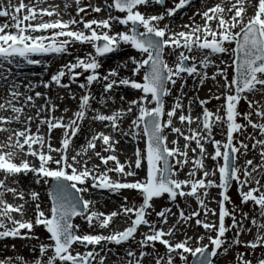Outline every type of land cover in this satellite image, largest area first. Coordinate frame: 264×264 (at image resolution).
Returning a JSON list of instances; mask_svg holds the SVG:
<instances>
[{"label": "snow or ice", "instance_id": "6c2138e0", "mask_svg": "<svg viewBox=\"0 0 264 264\" xmlns=\"http://www.w3.org/2000/svg\"><path fill=\"white\" fill-rule=\"evenodd\" d=\"M195 2L89 0L84 5L83 0H64L61 9L50 0H0V240L38 241L31 264H107L109 254H115L109 245L124 246L117 264H216L219 256L240 246L254 258L237 252L235 264H264V0H199L187 22L177 24V14ZM73 4L74 16L68 11ZM156 7L162 10L147 11ZM92 13L105 17L87 19ZM77 45L92 51L81 55ZM124 48L138 55L102 73L101 59ZM50 56L71 59L48 80L19 82L27 79L26 66L50 68L42 59ZM188 78L196 88L211 81L216 90L210 89L206 99L194 98L200 108L195 116L193 99L183 103ZM178 82L179 95L173 96ZM72 84L81 90L79 98ZM94 84L100 87L98 95ZM40 87L67 90L77 109L65 107L57 116L59 105L47 92L36 91ZM121 87L138 95L128 99ZM168 97H173L171 105ZM212 99L223 101L215 111L207 106ZM241 101L247 111H239ZM86 119L109 131L90 128L77 145ZM249 127L261 138L247 133ZM216 129L223 140L215 139ZM55 130L60 131L58 147ZM128 137L136 146L122 162L118 145ZM246 141H252L259 163L247 158ZM207 160L214 164L208 166ZM29 175L36 187L25 189L20 178ZM234 185L240 205L229 194ZM213 188L219 200L210 199ZM99 189L132 190L139 202L124 196L115 210L100 211L99 201L86 198ZM162 198L168 203L157 210L155 201ZM187 198L196 201L195 209ZM213 202L215 209L209 207ZM249 202L251 214L241 207ZM77 217L86 230L74 222ZM117 217L127 225L122 230L112 227ZM193 224L203 234L188 235ZM37 227L47 233L46 241L36 235ZM242 234L253 238L242 240ZM80 247L85 251H77ZM0 264L29 262L6 256Z\"/></svg>", "mask_w": 264, "mask_h": 264}, {"label": "rangeland", "instance_id": "374dc122", "mask_svg": "<svg viewBox=\"0 0 264 264\" xmlns=\"http://www.w3.org/2000/svg\"><path fill=\"white\" fill-rule=\"evenodd\" d=\"M26 1V0H25ZM86 0H83V4L84 5H87V3L85 2ZM89 1V0H88ZM50 2H53V3H56L55 2V0L53 1H50ZM91 2L93 3V4H96V3H99V0H91ZM159 8V7H158ZM71 9L74 11V15L76 14V6L73 4L72 6H71ZM188 9V8H187ZM186 11V9L185 10H181V13H183V12H185ZM73 15V16H74ZM81 15H83V14H81ZM96 16H93V14H90V15H88L86 18L87 19H92V18H97V19H100V18H104L105 17V14L104 13H100V14H95ZM180 15V14H179ZM179 15H177L176 17H175V19L177 20V19H179L178 18V16ZM45 19H47L46 17H45ZM63 19H65V20H67V19H69L68 18V16H66V15H63ZM2 22H4L3 21V18H0V23H2ZM134 50V49H133ZM88 51H92V49L89 47V46H87V45H85V46H81V51L79 52L81 55H83L85 52H88ZM129 55H138L137 53H136V51L134 50V52H131V53H129ZM108 56H110V54L108 55ZM111 56H112V54H111ZM127 58H128V56H126ZM54 57H43L42 59L45 61V62H50L52 59H53ZM69 59H71V57H63V58H58L57 59V63H55V65L53 66V69H52V71H49V70H47V72H45L44 73V75L41 77V78H43L44 80H48L49 78V76L50 75H52L53 73H55L56 71H57V69L60 67V65L61 64H63L65 61H67V60H69ZM104 59V58H103ZM103 59H101V63H103L102 61H103ZM119 60V58H115V59H111V61L109 60V61H107V67L105 66L104 67V69L106 68L107 70L108 69H111V68H116V66H117V62L116 61H118ZM115 63V65H113ZM29 68H31V70H32V72L33 73H37V74H39V73H42V69L43 68H45L43 65H38V66H28ZM103 68V67H102ZM46 69V68H45ZM105 69V70H106ZM100 71L101 72H103V70L102 69H100ZM210 71V73H211V70H209ZM36 73H35V75H36ZM231 74V73H230ZM34 75V76H35ZM37 77H40L39 75L37 76ZM37 77H33L34 79H36ZM40 78V79H41ZM83 80H84V77L83 76H81V77H79V82H83ZM65 82H68L67 81V77L65 78V80H64ZM188 81H189V83L190 84H188L189 86H187L186 85V87H185V89H184V91L188 94V93H191L190 95H192L193 97L191 98V97H184V99H183V103L184 104H187L188 103V100L189 99H193V105L197 108V111L198 112H200V108L198 107V102L194 99V98H196L197 96L199 97L200 96V93H201V88H196V87H194V83H193V80L191 79V78H189L188 79ZM208 82H210V84H211V90L213 89L214 90V92L216 91L215 90V87H214V85L212 84V82L211 81H208ZM207 83V82H206ZM72 89H73V92L74 93H76V95H77V98H79V96H80V94H81V90L78 88V86H77V84H72ZM42 88V87H41ZM38 89V88H37ZM36 89V90H37ZM173 90H175V89H173ZM172 90V91H173ZM56 91H57V98L58 97H61V96H63L64 97V99H63V101H62V106H63V108H61V110L60 111H62L65 107H67L66 105H67V103H68V101H70L71 103H70V105H68L69 106V108H72V110L73 111H75L76 110V102L77 101H74V100H71V99H69L68 98V91L67 90H62V89H56ZM126 94H128V95H130V93L127 91L126 92ZM133 94V96H131V97H134L135 95H138L137 93H132ZM170 98L171 97H168V98H166V99H169L170 100ZM131 99V98H130ZM217 103H219V104H221V103H223V101L221 100V101H217V100H215V99H212L211 100V102L207 105L208 106V108L210 109V110H213V111H215L216 110V105H217ZM192 105V106H193ZM95 106V105H94ZM242 108H246V109H248V106H247V104L244 102V101H241V104L239 105V111H241V109ZM195 113V110L193 111V113L192 114H194ZM221 114H223V112L221 113ZM70 115H71V112H70ZM91 115V114H90ZM241 122V121H240ZM179 124L177 123V126H178ZM193 126H195V125H193ZM93 130H96V131H103V130H100V128H98V129H93ZM105 132H108V131H106V130H104ZM216 131V133L218 134V132H219V129H216L215 130ZM88 133H89V131L87 132V135H88ZM53 137L55 138V137H59L58 135H53ZM257 138H259V136L257 137ZM118 139V138H117ZM215 139H217V140H223L224 139V137L223 136H219V137H215ZM128 140H129V142H130V144L129 145H126V146H124L123 147V150H122V153L123 154H120V152H118L117 154H118V156H119V158H120V160L123 162L127 157H131L132 156V154H133V151H134V149H135V146H136V144L135 143H133V140H132V138L131 137H128ZM85 142V137L84 136H82L81 138H76L75 139V143L77 144V145H80V144H82V143H84ZM99 143V142H98ZM249 144L251 145V142L249 141ZM54 146H56V144H54ZM141 148L144 146L143 145V143H141L140 145H139ZM194 146V145H193ZM210 148V149H209ZM212 146L210 145L209 147H208V151L209 152H212ZM128 153V154H127ZM191 155V154H190ZM253 159V158H252ZM255 159V158H254ZM255 162H256V159H255ZM210 164H212V163H210ZM210 166V165H209ZM187 171V170H186ZM185 171V172H186ZM141 176H143V172H141V174H140ZM23 178H24V176H22ZM113 178H115V177H113ZM185 178V177H184ZM28 188H29V186H28ZM235 189H236V187H235V185L232 187V188H230V190H229V194H230V196H231V199H232V202H233V204L234 205H240V197H239V195L236 193V191H235ZM99 190H101V189H99ZM134 194V195H131V194ZM118 195H117V199H116V201H113L112 202V207H113V205L114 206H117L119 203H121L122 202V198L124 197V196H127L128 197V199H129V201H135V202H139V197L136 195V193L134 192V191H132V190H122V192L121 193H117ZM217 194L215 195V199L217 200ZM219 197V196H218ZM8 199H9V202H13L12 201V199H11V197H7ZM219 199H220V197H219ZM157 201V204H156V209L157 210H159L162 206H165L168 202H167V200H166V198H162V199H158V200H156ZM182 201H184L183 199H180V204H181V206H185L184 205V202H182ZM189 203V202H188ZM180 206V207H181ZM229 207H232V205H228ZM197 207V203H196V205L195 206H193L192 208L193 209H195ZM241 207L243 208L244 207V205H241ZM245 207L246 208H251V207H253V205L251 204V202H249L247 205H245ZM246 208H243V211H249L248 209H246ZM97 210H99L98 208H97ZM239 210V209H238ZM173 211H176V208H174L173 207ZM251 211V210H250ZM29 215H31V209H29ZM77 219H79V217H77ZM150 219H155V216L153 215V217H150ZM169 223H171V220L169 221ZM226 225H230V221H229V219L227 218L226 219ZM127 225L125 224V222H124V220L122 219V218H120V217H117L116 219H114V223H113V225H112V227H114V228H116V229H119V230H122V227H126ZM147 229H144V228H142L141 229V231H146ZM24 231H26V230H24ZM34 231H35V233H36V235L37 236H39V238H40V241H46V238H47V233L45 232V230L42 228V227H37V228H35L34 229ZM203 232H204V230L202 229V228H200L199 226H195L194 224H193V228H192V230L191 229H189L188 230V235H193L194 233L195 234H203ZM253 238V235H249V237L247 238V236H246V234H242V236H241V239L242 240H250V239H252ZM12 240H15L14 242V245L17 247L16 249H15V252H13V254L11 253H8V252H5L6 251V245L9 243V242H7V241H9V239L7 238V239H4V240H0V248H1V250L2 251H4L5 253L4 254H1L0 255V259H3L4 257H6V256H10V257H17V256H19V257H23L24 258V260L25 261H28L29 262V264H31V261H33L35 258H36V256H37V254H38V251H33V247L38 243V241H36V240H28V239H22V238H15V239H13V238H11ZM229 239H231V236L229 237ZM7 242V243H6ZM5 244V245H4ZM25 245V248H22V246H24ZM109 247H112L113 248V252L115 253V254H109V256H110V259H112V261H113V263L114 264H117V258H116V254H123V252H124V246H120V247H117V246H113V245H109ZM133 247H135V245L133 244ZM157 247H158V249H159V251L161 252V253H163L164 251H165V249L162 247V246H160L159 244H157ZM83 247H80L79 248V250H77V251H80V252H82V250L84 249H82ZM17 250V251H16ZM85 250V249H84ZM88 250H91V246H89V249ZM16 252L18 253V255H16ZM237 252H240V253H245L249 258H254L253 257V255H252V253H251V250H248V249H245L243 246H240V247H238V248H233V249H231V251L229 252V254L227 255V256H223V255H221V256H219V258L216 260V262H217V264H235V256H236V253ZM104 254V253H103ZM102 253H101V255H103ZM261 255V253H260V250H257V252L255 253V256H260ZM191 259V258H190ZM107 264H109L108 262H107Z\"/></svg>", "mask_w": 264, "mask_h": 264}, {"label": "bare ground", "instance_id": "6f19581e", "mask_svg": "<svg viewBox=\"0 0 264 264\" xmlns=\"http://www.w3.org/2000/svg\"><path fill=\"white\" fill-rule=\"evenodd\" d=\"M50 1H52V0H50ZM54 1V0H53ZM26 3L28 2V0H26L25 1ZM55 2L56 3H58V4H60V6H61V9H63V2H64V0H55ZM87 4L89 3V1L88 0H86L85 1ZM213 2H216V0H209V3H213ZM200 7V3H199V0H196V2H195V4H194V6L193 7H190V8H188V9H186V11L185 12H183V13H181V12H179L177 15H179L178 16V18L179 19H175V21H176V23L177 24H180V23H184V22H187V20H188V17L189 16H191L192 15V13H193V11H195L197 8H199ZM162 9L161 8H158V7H156V8H152V9H148L147 11H155V12H159V11H161ZM68 11L69 12H71V14L72 15H74V11L71 9V7L68 9ZM88 11L89 12H91V9H88ZM141 11H145V9H141ZM93 15H95V13H92ZM66 16H68V15H66ZM47 18V17H46ZM68 18H69V16H68ZM197 20H199V17H197L196 18ZM77 47V49H78V51L80 52L81 51V46L80 45H77L76 46ZM131 52H134V50L133 49H131V48H124L122 51H118V52H116V53H112V56H111V54H110V56H107L106 58H104L103 59V63H102V65H103V68H102V70H103V72H106L107 71V69L105 70L104 69V67L106 66L107 67V61H111V59H115V58H119V60L118 61H116L117 62V65L118 64H121L122 62H124V61H126L127 60V57L126 56H130L129 55V53H131ZM57 57H54L49 63L51 64V67L50 68H47V69H45V68H43L42 70V73L44 74L45 72H47V70H49V71H52V69H53V66L55 65V63H57ZM113 65H115V63L113 64ZM117 67V66H116ZM211 70V69H210ZM22 72L23 73H25V74H27V79H24V77H21L20 78V83H23V84H27V82H28V80H31L32 82H34V83H38L39 82V80H40V78H41V73H39V74H37L36 72V75L34 76V75H32V70H31V68H29L28 66H26L24 69H22ZM102 72V73H103ZM121 74L122 75H124V74H126V73H124L123 72V70H121ZM40 76V77H37V76ZM51 76V75H50ZM50 76L48 77V78H50ZM33 77H37L36 79H34ZM189 79V78H188ZM65 82V81H64ZM65 83H67V82H65ZM188 84H190L189 83V81L187 80V86H189ZM211 87V84H210V82H207L201 89V93H200V96L198 97L199 99H206V98H208L209 97V95H210V88ZM56 89L57 88H53V89H51V90H48V89H44V88H38L36 91H41V92H47L48 93V95H50L52 98H53V100L55 101V103L56 104H58L59 105V111H57L55 114L57 115V116H60L62 113H63V110L62 111H60L61 110V108H63V106H62V101L61 100H59L58 98H57V91H56ZM71 89H72V87H71ZM175 90H173V96H175V95H179V82H178V84H177V87L176 88H174ZM62 90H65V89H62ZM21 91H24V89L23 88H21ZM72 91H73V89H72ZM92 91H93V93H94V95H98L99 94V92H100V87L98 86V85H93V88H92ZM129 92L130 93V95H128V94H126V92ZM120 92H122L128 99H132L133 97H131V96H133V94L132 93H134L132 90H130V89H124L123 87H121V89H120ZM212 92H214V90L212 89ZM119 92L117 93V106L119 105V99H118V97H119ZM191 93H188L187 94V96L186 97H193L192 95H190ZM251 98V97H250ZM43 101L42 100H38L37 101V103L39 104V103H42ZM172 102H173V97H171L170 98V100L169 99H166V104L167 105H171L172 104ZM70 101H68V103H67V108H69V106L68 105H70ZM77 103V102H76ZM220 104L219 103H217V105H216V109H217V107L219 106ZM185 106H187V104H185ZM76 107H77V104H76ZM193 107V111L195 110V113L193 114L194 116L196 115V114H198L199 112L197 111V108L193 105L192 106ZM73 108V107H72ZM72 108H69V109H72ZM77 109V108H76ZM248 109H246V108H242L241 109V112H244V111H247ZM222 113V112H221ZM68 115H70V113L68 114ZM90 115V114H89ZM254 119H256V117H253ZM244 121H242L241 120V123H243ZM178 123V122H177ZM127 124H128V121L126 120L125 121V124H124V126L126 127L127 126ZM179 126V125H178ZM98 129V128H100V130H106V131H108L109 129H107V128H105L104 126H103V124H101L100 122H95V123H93V122H91L90 121V119H86L85 120V122H84V124H83V131L80 133V134H78V136H77V138H81L82 136H84V137H86L87 136V132L89 131V129ZM33 129H35V126H33ZM219 133V132H218ZM247 133H249V134H253V135H255L256 137H258L259 136V133L258 132H253V129L251 128V127H249L248 129H247ZM53 135H58L59 137H55L54 138V140H53V143L54 144H56V146L58 147L59 146V138H60V131L59 130H55L54 132H53ZM2 136H3V134H0V138H2ZM219 136H221L220 134H216L215 135V137H219ZM116 138H118V139H120V137L119 136H117ZM259 138H261L260 136H259ZM171 139V138H170ZM241 139H243V137H241ZM248 144H249V141H246ZM251 142V144H252V141H250ZM133 143H135V141H133ZM99 144V143H98ZM130 144V142H129V140H128V138H125V139H122L121 140V143H120V145H118V149L120 150V151H118V152H122V150H123V147L124 146H126V145H129ZM181 144H183V141L181 140ZM210 145H208L207 147H209ZM144 147V146H143ZM142 147V148H143ZM249 148H250V151H249V154H248V159H252V158H255L256 159V162L257 163H259V156L257 155V152L256 151H251V145L249 144ZM210 149V148H209ZM128 154V153H127ZM191 154V153H190ZM210 163H212V164H210ZM241 163H242V160H241ZM206 164L209 166H212L213 164H214V162L213 161H211V160H207L206 161ZM187 169H185V171H186ZM141 174V173H140ZM180 178L181 179H183L184 178V173H181L180 174ZM262 183H264V180H262L261 181ZM20 183H21V185L25 188V189H27L28 188V186L29 187H36L35 185H32V178H31V175H29V176H27V177H25L24 176V178L21 176V178H20ZM254 186V185H253ZM37 190H39V191H41V192H43V189H40V188H38ZM218 189H216V188H213V189H211L210 190V199H214V200H216L215 198V195L218 193ZM235 191H236V193L238 194V191H237V189H235ZM117 193H111V192H109L108 190H105V189H101V190H95L94 192H93V194H92V196L91 197H86V198H91L93 201H99V203L98 204H96V208H98L100 211H104V212H110V211H112V210H115L118 206H119V204L117 205V206H114L113 205V207H112V202L113 201H116V199H117ZM131 195H134L133 193L131 194ZM119 196V195H118ZM8 197H11V195L9 194V196ZM188 199V202L191 204V206L193 207V206H195L196 205V201L194 200V199H191V198H187ZM178 200H179V202H180V198H178ZM217 200H219V197L217 196ZM15 203H19V201H14ZM182 202H184V201H182ZM181 203V202H180ZM155 204H157V201H155ZM180 206H181V204H180ZM181 207H184V206H181ZM209 207H211V208H217L218 206H217V203H215V202H213V203H211V204H209ZM243 208H246L245 207V205H244V207ZM246 209H248V208H246ZM252 209H253V207H251V208H249L248 210L249 211H245V212H249L250 214L252 213ZM251 210V211H250ZM237 212H239V210L237 209ZM256 212L258 213V209H256ZM211 219H215V217H210ZM114 219H116V218H114ZM227 219V218H226ZM229 219V221H230V224H231V220H230V218H228ZM75 223H78V224H81V226H82V231H84V230H86V225H85V222L83 221V219L82 218H79V219H75V221H74ZM124 227H122V229H123ZM193 228V227H192ZM192 228H190L191 230H192ZM201 228V227H200ZM254 232H255V230H253V234H254ZM253 234H246V236H247V238L249 237V235H253ZM226 235L228 236V238L231 236V238H232V235H233V233H232V231H230V232H228V233H226ZM9 239V241H7V242H9L7 245H6V251L5 252H8V253H12L13 254V252H15V249L17 248L15 245H14V241L15 240H12L11 239V237H9L8 238ZM6 242V243H7ZM1 243V242H0ZM205 243H207V240H205ZM5 245V244H4ZM13 245L15 246V248L13 249ZM22 248H25V245L24 246H22ZM83 249V248H82ZM77 250H79V248L77 249ZM17 251V250H16ZM85 250L83 249L82 250V252H84ZM4 251H2L1 250V248H0V255L1 254H4L5 253ZM103 254V253H102ZM16 255H18V253L16 252ZM14 257V256H13ZM32 262V261H31ZM108 263L109 264H114L113 263V261H112V259H110V256L108 257ZM216 264H217V262H216Z\"/></svg>", "mask_w": 264, "mask_h": 264}]
</instances>
